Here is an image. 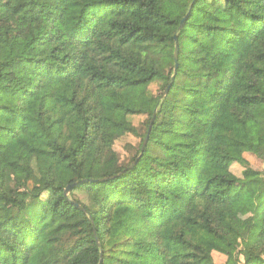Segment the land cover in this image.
<instances>
[{
    "label": "trees",
    "instance_id": "1",
    "mask_svg": "<svg viewBox=\"0 0 264 264\" xmlns=\"http://www.w3.org/2000/svg\"><path fill=\"white\" fill-rule=\"evenodd\" d=\"M246 154L264 165V0H0V264H216L217 241L264 264Z\"/></svg>",
    "mask_w": 264,
    "mask_h": 264
},
{
    "label": "rangeland",
    "instance_id": "2",
    "mask_svg": "<svg viewBox=\"0 0 264 264\" xmlns=\"http://www.w3.org/2000/svg\"><path fill=\"white\" fill-rule=\"evenodd\" d=\"M216 44H217L216 40H213V41L211 40L208 43L210 56H213L215 54L216 46H217ZM149 90L154 96H158L160 93H162V88H161V86L158 83L152 84L150 86ZM138 91L139 90L132 91L130 93V98L133 99L135 94ZM146 118H147L146 116H137V117L133 118L134 124H136L139 127L141 134H144L145 130H146V127L143 125V123H145V121H146ZM127 141L130 142V144H132V146H131L132 148L131 149H133L132 152H134V150H136L139 147V144L141 142V138L132 136V137H129ZM125 145H126V141L125 140L119 141L116 144V149L119 151L123 161L127 160L128 157L131 155L127 151V148H125ZM245 157L251 163V165H252V167L254 169H257V170L264 169L263 163L261 161L257 160L255 157L250 156L248 154H246ZM234 171L237 174H239L241 172V169H240V167L236 166V167H234ZM247 216H248L247 213H242L241 214L242 218H245ZM226 250L227 249H226L225 245L222 242L217 241L215 243V251L213 253V256H214L216 264H224L225 263L226 258H227L226 257Z\"/></svg>",
    "mask_w": 264,
    "mask_h": 264
},
{
    "label": "water",
    "instance_id": "3",
    "mask_svg": "<svg viewBox=\"0 0 264 264\" xmlns=\"http://www.w3.org/2000/svg\"><path fill=\"white\" fill-rule=\"evenodd\" d=\"M193 4H194V3H193ZM193 4L191 5V7H190V9H189V11H188V13H187V15H186V16L183 18V20L181 21V23H180V28H179L180 30L184 27L185 23L188 21L189 16H190V14H191V10H192V8H193ZM174 63H175V68H174V76H175V74H176V72H177V70H178V68H179V42H178L177 36L175 37ZM174 76L172 77V82H173V80H174ZM170 87H171V84L168 86V88H167V89L165 90V92L163 93V98H165V97L168 95V93H169V91H170ZM156 114H157V111L154 112L153 117H152L151 122H150V125H149V127H148L147 136L145 137V140H144V142H143V146H142V150H141V156H142V154H143V152H144V149H145V147H146V145H147V143H148V141H149L150 133H151L152 127H153L154 122H155V119H156ZM137 163H138V160L135 162V165H136ZM101 181H105V180H101ZM72 187H73V186H68V187L66 188V190H65V194H66V195H68V194L70 193ZM77 207H79V206L77 205ZM96 240H97V242H98V244H99V241H98L97 238H96Z\"/></svg>",
    "mask_w": 264,
    "mask_h": 264
}]
</instances>
